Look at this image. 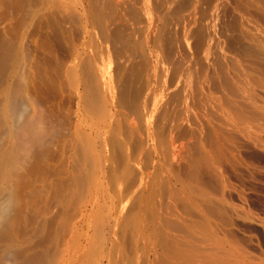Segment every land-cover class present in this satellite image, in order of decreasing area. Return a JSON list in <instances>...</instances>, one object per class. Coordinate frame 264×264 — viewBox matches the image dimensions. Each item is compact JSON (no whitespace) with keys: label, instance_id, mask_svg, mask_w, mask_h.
I'll use <instances>...</instances> for the list:
<instances>
[{"label":"bare ground","instance_id":"bare-ground-1","mask_svg":"<svg viewBox=\"0 0 264 264\" xmlns=\"http://www.w3.org/2000/svg\"><path fill=\"white\" fill-rule=\"evenodd\" d=\"M17 1L45 38L80 28L59 70L76 112L61 165L17 194L12 143L38 134L41 114L10 112L9 52L0 264L264 263L228 196L264 166V0Z\"/></svg>","mask_w":264,"mask_h":264},{"label":"rangeland","instance_id":"rangeland-1","mask_svg":"<svg viewBox=\"0 0 264 264\" xmlns=\"http://www.w3.org/2000/svg\"><path fill=\"white\" fill-rule=\"evenodd\" d=\"M20 5L17 0H0V30L5 31L6 34L4 32L3 34L7 39L11 38L8 47L0 46V64L3 65L7 60L5 58L11 50L15 48L18 50V62L10 81L9 106H13L10 112L15 107H25L20 121L31 113L33 107L41 114L38 134L25 141L13 140L15 143H12L18 148L16 154L19 159L10 179L11 181L14 179L12 184L16 193L23 196L39 185V178L48 169H56L61 165L64 140L75 119L76 97L75 89L66 78L60 76L59 70L69 55L68 42L79 38L81 32L78 25L65 21L63 25L66 37L56 36L50 32L49 37L45 38L35 25L36 21H28ZM88 51L90 54L93 53L91 49ZM0 101L1 121L2 98ZM1 131L0 126L2 135ZM260 156L262 159L260 162L264 165V156L261 153ZM262 170L260 174L256 173L245 182L243 198H239L234 190H231L228 196L229 200L238 206L239 211L234 216L240 227L238 234L244 237L243 246L249 252L264 256V227L255 222V219L264 222ZM258 174L259 177H256Z\"/></svg>","mask_w":264,"mask_h":264}]
</instances>
